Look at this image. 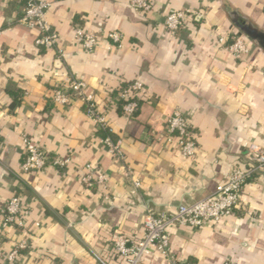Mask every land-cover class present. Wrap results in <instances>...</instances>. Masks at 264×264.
<instances>
[{
    "label": "crops",
    "instance_id": "0c3cea01",
    "mask_svg": "<svg viewBox=\"0 0 264 264\" xmlns=\"http://www.w3.org/2000/svg\"><path fill=\"white\" fill-rule=\"evenodd\" d=\"M147 1L146 15L130 0L56 1L48 20L60 50L37 46L38 31L18 23L22 0H0V210L18 194L27 211L25 227L0 231V264L23 241L18 264H128L113 243L141 238L147 209L173 212L213 193L236 164L247 165V144L264 147V47L231 17L233 11L264 33V0ZM181 9L192 16L172 35L164 16ZM76 27L99 36L91 51L76 42ZM110 31L122 34L121 44L107 37ZM232 35L250 46L241 59L218 43ZM71 77L89 85L123 138L125 164L140 187L104 146L85 105L54 101L55 89ZM134 81L145 89L139 111L128 118L118 110V94ZM175 109L190 118L197 143L192 158L166 141ZM25 139L49 152L43 170L22 172ZM55 158L70 160L60 166ZM89 171L105 175V183L85 186ZM167 231L173 254L191 264H264V175L245 184L233 215ZM140 264L169 263L152 249Z\"/></svg>",
    "mask_w": 264,
    "mask_h": 264
},
{
    "label": "built area",
    "instance_id": "2783aa9c",
    "mask_svg": "<svg viewBox=\"0 0 264 264\" xmlns=\"http://www.w3.org/2000/svg\"><path fill=\"white\" fill-rule=\"evenodd\" d=\"M22 1L24 3V13L18 19V23L38 31L35 40L37 46L60 49L59 34L48 20L50 8L56 1L60 0ZM130 4L135 11L143 15L150 12L152 8L151 3L147 0H130ZM191 16L192 12L189 9L171 11L164 16L163 25L168 32L176 35L184 28ZM107 37L116 44H121L123 40L122 34L117 31L108 32ZM74 38L84 50L91 51L96 46L99 36L97 33H90L81 27H76ZM218 43L223 45L237 59L249 54L251 50L247 40L239 35H232L230 41L220 37ZM144 89V84L141 81H134L120 89L118 99L125 101L122 108L126 117L131 118L139 111L141 104L138 98ZM53 99L56 103L62 105H69L78 99L85 105L87 117L94 120L99 129L105 133L102 140L104 146L111 153L115 162L125 170V175L132 180L133 185L140 187L141 182L138 175L125 164L126 156L122 148L123 138L115 137L114 129L99 110L89 85L80 79L71 77L66 85L55 89ZM166 141L176 143L182 155L186 158H192L196 155L197 143L190 118L180 109H175L167 119ZM247 149L249 150L247 165L236 164L228 180L220 184L213 193L193 203L180 204L173 212L147 209L143 220V236L135 240L129 237H119L113 243V251L126 258L128 264H140L143 257L152 249L159 251L169 264H191L173 254L167 230L171 225L201 228L233 215L240 204L245 184L253 177L264 175V147L250 143L247 144ZM49 158L48 151L42 149L30 139H25V155L21 165L22 172L29 173L43 170L48 164ZM69 160V158H55L53 163L54 165L64 166ZM105 181V175L95 177L90 171L82 178L85 186L90 188L101 185ZM26 215L27 211L23 209L22 197L14 194L6 206L0 210V231H5L13 226L25 227ZM26 248V241L15 245L5 256L7 263L18 264L20 252ZM224 264L232 263L226 262Z\"/></svg>",
    "mask_w": 264,
    "mask_h": 264
},
{
    "label": "trees",
    "instance_id": "16d2710c",
    "mask_svg": "<svg viewBox=\"0 0 264 264\" xmlns=\"http://www.w3.org/2000/svg\"><path fill=\"white\" fill-rule=\"evenodd\" d=\"M231 17H232L233 22L235 23V25L237 27H239L244 33H246L245 29H243V27H245L246 21H243L241 19V17L237 16L233 11L231 12ZM14 100H15V103H19L20 100H21V97L19 95H14ZM138 101L141 104L142 101H141L140 98H138ZM124 103H125V101H122V100H119V103H118V110L122 114H123V108L122 107H123ZM99 130L101 132L102 137H104L105 133L101 129H99Z\"/></svg>",
    "mask_w": 264,
    "mask_h": 264
},
{
    "label": "water",
    "instance_id": "95a60500",
    "mask_svg": "<svg viewBox=\"0 0 264 264\" xmlns=\"http://www.w3.org/2000/svg\"><path fill=\"white\" fill-rule=\"evenodd\" d=\"M246 34L249 35L256 43L264 47V33L257 31L249 22H246L245 27Z\"/></svg>",
    "mask_w": 264,
    "mask_h": 264
}]
</instances>
